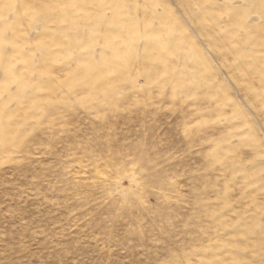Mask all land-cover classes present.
Masks as SVG:
<instances>
[{"label":"rangeland","instance_id":"1","mask_svg":"<svg viewBox=\"0 0 264 264\" xmlns=\"http://www.w3.org/2000/svg\"><path fill=\"white\" fill-rule=\"evenodd\" d=\"M0 264H264V0H0Z\"/></svg>","mask_w":264,"mask_h":264}]
</instances>
